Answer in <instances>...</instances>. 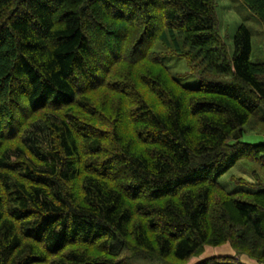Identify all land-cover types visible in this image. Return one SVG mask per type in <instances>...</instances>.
Segmentation results:
<instances>
[{"label": "trees", "instance_id": "16d2710c", "mask_svg": "<svg viewBox=\"0 0 264 264\" xmlns=\"http://www.w3.org/2000/svg\"><path fill=\"white\" fill-rule=\"evenodd\" d=\"M215 1L0 0V264H264V61Z\"/></svg>", "mask_w": 264, "mask_h": 264}, {"label": "rangeland", "instance_id": "374dc122", "mask_svg": "<svg viewBox=\"0 0 264 264\" xmlns=\"http://www.w3.org/2000/svg\"><path fill=\"white\" fill-rule=\"evenodd\" d=\"M216 14L218 18L219 31L222 41L228 47L229 52L234 50V35L237 27L240 24L246 25L251 34V54L252 62L264 61V29L261 21L247 8L241 0H216ZM166 63L174 73H181L187 70L183 59H177L170 56L166 59ZM146 67V66H145ZM181 82L187 86L196 87L198 78L194 75H189L181 79ZM100 93H93L92 97H99ZM264 128V125H263ZM245 131L240 138L243 142L260 143L264 142V130L249 129L245 126ZM251 163L241 159L236 162L228 171L219 177V182L228 192L252 189L251 182H254L250 174ZM242 178L244 181H240ZM210 249L205 251V255H213ZM196 259H191L192 263Z\"/></svg>", "mask_w": 264, "mask_h": 264}, {"label": "crops", "instance_id": "0c3cea01", "mask_svg": "<svg viewBox=\"0 0 264 264\" xmlns=\"http://www.w3.org/2000/svg\"><path fill=\"white\" fill-rule=\"evenodd\" d=\"M208 249H210L211 252H215L213 255H234V251L229 247V245H223L221 247L208 248ZM235 256L240 257V259L247 264H258L254 260L248 258L245 255H235Z\"/></svg>", "mask_w": 264, "mask_h": 264}]
</instances>
